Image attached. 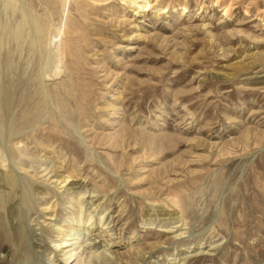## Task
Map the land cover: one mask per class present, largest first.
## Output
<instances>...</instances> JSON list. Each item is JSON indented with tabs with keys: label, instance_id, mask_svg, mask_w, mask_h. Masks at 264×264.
I'll list each match as a JSON object with an SVG mask.
<instances>
[{
	"label": "rangeland",
	"instance_id": "rangeland-1",
	"mask_svg": "<svg viewBox=\"0 0 264 264\" xmlns=\"http://www.w3.org/2000/svg\"><path fill=\"white\" fill-rule=\"evenodd\" d=\"M135 1L0 0V264H264V0Z\"/></svg>",
	"mask_w": 264,
	"mask_h": 264
},
{
	"label": "bare ground",
	"instance_id": "bare-ground-1",
	"mask_svg": "<svg viewBox=\"0 0 264 264\" xmlns=\"http://www.w3.org/2000/svg\"><path fill=\"white\" fill-rule=\"evenodd\" d=\"M135 1V0H134ZM144 1V3H139L138 4V8H147V7H149V8H154L156 5H157V3L159 2V0H143ZM135 2H138V1H135ZM227 11H228V9H227ZM43 175V174H42ZM44 176V175H43ZM42 176V177H43ZM83 209V208H82ZM81 209V210H82ZM70 232H72V231H74V230H69ZM74 233V232H73ZM69 235H72V234H69ZM73 240V239H72ZM75 244V242L73 243H70V244H66V241L64 242H62L61 243V247L62 248H64V247H67V246H72V245H74ZM40 245V244H39ZM60 246V245H59ZM58 247V246H57ZM56 249H58V248H56ZM61 250V249H60ZM58 251V250H57ZM64 251V250H63ZM66 251V250H65ZM59 252V251H58ZM65 255H66V257H64L62 260L64 261V263L65 264H79L78 262H74L76 259H77V256H78V254H77V256H75V253H74V250H68V251H66V253H64ZM79 258V257H78ZM74 262V263H73Z\"/></svg>",
	"mask_w": 264,
	"mask_h": 264
}]
</instances>
